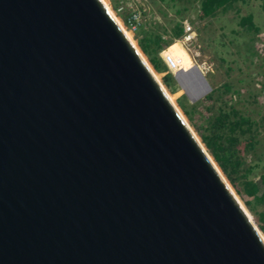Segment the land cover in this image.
<instances>
[{
	"label": "water",
	"instance_id": "1",
	"mask_svg": "<svg viewBox=\"0 0 264 264\" xmlns=\"http://www.w3.org/2000/svg\"><path fill=\"white\" fill-rule=\"evenodd\" d=\"M102 0H0V264H264V238Z\"/></svg>",
	"mask_w": 264,
	"mask_h": 264
},
{
	"label": "rangeland",
	"instance_id": "2",
	"mask_svg": "<svg viewBox=\"0 0 264 264\" xmlns=\"http://www.w3.org/2000/svg\"><path fill=\"white\" fill-rule=\"evenodd\" d=\"M107 1L160 74L164 85L174 95L190 125L264 234V223L258 212L247 203L252 199L247 187L264 173V156L259 158L256 153L264 151V0H238L233 7L215 14L204 13L202 0ZM249 13L253 14L258 31L239 24L240 16ZM177 24L182 32L176 35L174 28ZM156 34L161 35L162 47L158 49L161 70L155 68L140 42V39ZM175 42L181 44L193 58L191 69H182V60L166 51ZM167 55L174 58L176 66L167 62ZM168 74L173 75L169 84L165 82ZM226 83L231 86L229 92L224 90ZM183 103L193 110L192 115L185 112ZM231 107L256 121L259 140L257 148L252 149L245 145L244 137L248 134L242 136L237 150L245 165L236 182L230 180L207 146L204 134L208 132L197 128L198 125L203 126L208 118L209 122H213L221 109L229 110ZM246 128L247 125H244ZM245 168L251 169L246 171Z\"/></svg>",
	"mask_w": 264,
	"mask_h": 264
},
{
	"label": "trees",
	"instance_id": "3",
	"mask_svg": "<svg viewBox=\"0 0 264 264\" xmlns=\"http://www.w3.org/2000/svg\"><path fill=\"white\" fill-rule=\"evenodd\" d=\"M236 1L238 0H202L201 6L204 13L215 14L218 11H225L233 7ZM239 24L241 26L246 25L253 31L259 30L254 22L252 13L240 16ZM181 32L182 28L177 24L174 28V33L177 35ZM160 40V34L140 39L144 51L150 56L152 63L158 70L162 69V63L158 56V49L162 47ZM153 44L156 46L154 47ZM172 78L173 75L168 74L165 78V82L169 84ZM224 90L229 92L231 86L226 83ZM182 106L187 114H193V110L189 109L184 103ZM244 125H247L246 130L244 129ZM256 125V121L250 116H245L234 107H231L229 110L221 109L213 122H209L208 118L203 126H197L199 130L204 129L208 132L204 134L205 142L232 182H236L238 173L241 171L243 165H245L243 161H241L237 150L238 144L242 141V136L248 134V136L244 137L247 147L252 149L257 148L259 140L257 138V130L255 129ZM256 153L259 155V158L264 156L263 150ZM245 169L246 171H250L251 168ZM247 192L252 195V199L248 200L247 203L253 210L258 212L260 220L264 223V173L261 174L258 181L249 184Z\"/></svg>",
	"mask_w": 264,
	"mask_h": 264
},
{
	"label": "bare ground",
	"instance_id": "4",
	"mask_svg": "<svg viewBox=\"0 0 264 264\" xmlns=\"http://www.w3.org/2000/svg\"><path fill=\"white\" fill-rule=\"evenodd\" d=\"M103 4L105 5V7L107 8V10L111 13V15L113 16V18L115 19V21L119 24V26L122 28L123 32L126 34V36L130 39V41L133 43V45L135 46V48L137 49L139 55L141 56V58L143 59V61L145 62L146 66L148 67V69L152 72V74L154 75L155 79L160 83V85L162 86V88L164 89V93L165 95L168 96V98L170 99V101L176 105V108L179 110L180 114L182 115V118L184 119V121L188 124V126L190 127V129L193 131V135L195 136V138L198 140V142L200 143V145L202 146V148L206 151V153L208 154L211 162L214 164V166L217 168V170L220 172L221 176L223 177V179L226 181V183L228 184V186L230 187V189L232 190V192L234 193V195H236L237 200L240 202V204L243 206V208L246 210L247 214L249 215V217L251 218V220L254 222V224H256V222L254 221L252 215L250 214V212L248 211V209L246 208V206L244 205V203L242 202V200L240 199L239 195L236 193V191L234 190L233 186L231 185V183L229 182V180L225 177L223 171L221 170V168L218 166V164L216 163V161L214 160V158L212 157V155L209 153L208 149H206L204 143L202 142V140L200 139V137L197 135V133L195 132V130L193 129V127L190 125L187 117L184 115V113L182 112L181 108L178 106V104L175 101V97L173 94H171L168 89L166 88V86L164 85L163 81L160 78V74L153 68V66L151 65L150 61L148 60V58L146 57V55L143 53V51H141V49L139 48L138 44L132 39L130 32L125 28V25L122 23V20L115 14V12L113 11V9L111 8L110 4L108 3L107 0H102ZM166 51L174 54L175 56H178V58L180 60H182V64L184 65L182 69L187 70V69H191L194 65L192 62V59L190 58V55L188 54V52L186 51V49H184L182 47L181 44H179L178 42H175L173 44H171ZM177 58V59H178ZM256 226L258 227V225L256 224ZM258 229L260 230V228L258 227ZM260 233L262 235V237L264 238V234L263 232L260 230Z\"/></svg>",
	"mask_w": 264,
	"mask_h": 264
},
{
	"label": "built area",
	"instance_id": "5",
	"mask_svg": "<svg viewBox=\"0 0 264 264\" xmlns=\"http://www.w3.org/2000/svg\"><path fill=\"white\" fill-rule=\"evenodd\" d=\"M166 60H167V62H169V64H171L172 66H176V65H177V63H176V61L174 60V58H173L172 56H170V55H167V56H166Z\"/></svg>",
	"mask_w": 264,
	"mask_h": 264
}]
</instances>
